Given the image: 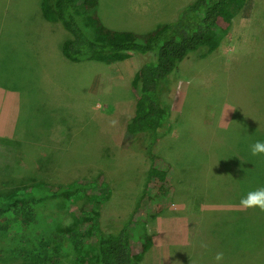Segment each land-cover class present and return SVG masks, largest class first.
<instances>
[{"label": "rangeland", "instance_id": "rangeland-1", "mask_svg": "<svg viewBox=\"0 0 264 264\" xmlns=\"http://www.w3.org/2000/svg\"><path fill=\"white\" fill-rule=\"evenodd\" d=\"M99 1L105 26L147 32L193 0ZM8 2L9 11L0 12V120H9L0 128V195L37 183L59 186L101 177L104 185L98 184L89 202L100 212L101 227H122L149 168L136 140L126 136L140 58L132 54L110 65L70 62L61 51L70 38L61 25L43 21L39 8L36 16L35 0ZM250 2L248 10L234 13L217 51L191 54L161 85L169 117L157 152L174 166L177 193L172 207L147 226L153 245L143 264H222L232 255L241 259L238 264L264 263L258 246L264 227L253 224L251 232L243 225L248 217L256 223L264 211L240 206L248 191L264 187V155L250 150L264 136L258 117L264 106L254 103L260 97L253 92L256 83L264 89V68L256 66L261 60L264 66V0ZM4 5L0 0V11ZM85 202L83 190L70 202H44L58 217L49 230L65 232L61 238L71 249L83 244V230L69 205ZM237 233V249L215 247L219 237L223 244ZM58 238L53 234L55 244L43 242L57 250L41 257L73 264L74 253ZM248 243L253 256L244 255ZM23 251L18 242L0 237V264H32L34 256L27 260Z\"/></svg>", "mask_w": 264, "mask_h": 264}, {"label": "trees", "instance_id": "trees-1", "mask_svg": "<svg viewBox=\"0 0 264 264\" xmlns=\"http://www.w3.org/2000/svg\"><path fill=\"white\" fill-rule=\"evenodd\" d=\"M2 1L5 5L0 12H8L11 5L8 0ZM35 1L36 16L39 8L43 21L59 24L69 33L70 38L62 44L61 51L70 62L93 61L110 65L128 60L132 54L138 55L140 68L131 84L136 93L135 114L127 124L126 136L136 140L134 145L138 151L146 154L149 168L144 191L128 220L120 228L101 227L100 212L89 202L98 192V184L100 187L104 185L103 179L99 177L59 186L37 183L1 194L0 237L13 239L19 243V247H25L23 252L26 259L31 260L34 256L35 261L32 264H61L56 263L50 256L46 259L41 257L43 251L52 254L57 250L56 245L49 249L44 245L55 244L57 240L53 241V234H58V241L62 245L66 243L61 238H64L65 232H58V227L55 232L53 227L49 230L56 214L47 209L44 202L51 197L70 202L83 190L88 202L69 205L74 217L82 222L80 224L83 230L82 245L71 249L66 243L68 253H74L73 264H143L153 245L147 226L172 207L177 193L174 166L157 152L160 133L167 125L169 117V107L160 95L161 85L191 54L201 49H205L207 54L217 51L233 26L234 13L238 10H248L251 2L193 0L179 8L169 21L158 24L150 31L141 32L129 29L115 30L105 26L98 12L99 0ZM261 62L262 60L256 62L260 69L264 68ZM258 88L259 84L256 83L253 88L254 97L260 98L254 103L262 109L264 89ZM0 109H3L1 98ZM0 114L2 116V111ZM258 117L259 124L264 127V115L259 114ZM5 122L9 120L2 117L0 128ZM258 141L264 142V136ZM257 220L255 223L253 217H248L243 225H247L251 232L253 224L264 227V217L259 215ZM35 235L38 238H35ZM239 235L240 233L228 235L223 244V238L219 237L215 247L225 245L226 250L237 249L236 241L240 240ZM263 235L264 230L260 232L258 241V246L262 249ZM244 247V255L253 256L252 243ZM230 257L228 261H222V264H238L241 261L235 255Z\"/></svg>", "mask_w": 264, "mask_h": 264}, {"label": "clouds", "instance_id": "clouds-1", "mask_svg": "<svg viewBox=\"0 0 264 264\" xmlns=\"http://www.w3.org/2000/svg\"><path fill=\"white\" fill-rule=\"evenodd\" d=\"M251 154L253 156L264 155V142L257 141L251 146ZM240 206L246 209H259L264 211V187L254 191H248L245 196L240 199ZM222 254L216 256V260L220 261Z\"/></svg>", "mask_w": 264, "mask_h": 264}]
</instances>
